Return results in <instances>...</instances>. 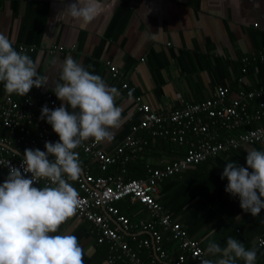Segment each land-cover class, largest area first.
I'll use <instances>...</instances> for the list:
<instances>
[{
	"label": "crops",
	"instance_id": "0c3cea01",
	"mask_svg": "<svg viewBox=\"0 0 264 264\" xmlns=\"http://www.w3.org/2000/svg\"><path fill=\"white\" fill-rule=\"evenodd\" d=\"M74 2L76 0H0V33L13 41L17 51L27 49L28 52L22 51L37 63L38 75L48 79L46 85L34 86L23 97L32 96L39 103H45L50 96L61 106L62 101L52 89L56 82L62 83L60 65L68 56L119 91L115 103L122 110V123L111 130L112 139L101 141L99 148L115 156L116 148L128 136L140 137L146 142L144 150L128 163L127 179H133L129 177V166L135 161L145 164L141 166L144 173L134 179H145L148 168L164 169L167 164L183 159L190 147L180 146L186 151L183 156L169 153L162 146L163 142H172L171 139H156L139 130L141 116L134 97L125 96L107 62L117 67L136 89L135 96H143L144 101L159 112L207 101L220 89H228L230 99H234L240 90L264 87V0H103V12L87 24L61 14ZM31 49L36 51L29 52ZM10 96L22 97L8 94L0 83V101ZM34 114H38L36 110ZM44 126L52 132L51 142H58L59 136L51 125L46 122ZM42 127V123L35 124L33 129L29 126V141H39ZM18 138L22 136L15 138L12 149L21 156L27 145L17 144ZM88 140L95 141L94 138ZM150 146L152 148L146 150ZM154 147L160 148L155 150ZM252 148L264 151V144L245 146L234 154L164 182L161 197L166 198L165 211L183 225L205 251L209 231L214 229L216 235L211 239L221 247L226 246L229 237L238 239L248 249L255 246V264H264V246L261 250L257 247L264 239V210L256 217L245 213L239 197L225 191L227 178L221 179L228 162L247 167L245 149ZM79 156L83 164L81 172L89 169L94 176L121 174V165L118 171L111 173V166L103 172L93 155L80 152ZM7 176L8 172L0 169V184ZM70 183L75 185V181ZM122 203L129 204L124 201L118 205ZM132 206L138 208V204ZM139 216L141 218L136 215L133 222L150 219L148 213ZM64 233L78 238L85 253L84 264H110V246L98 243L97 231L88 222L73 215L60 226L57 234ZM124 235L135 248L141 240L152 239L145 232ZM167 251L171 256L181 253L176 244L170 245ZM140 253L145 259L146 254ZM206 254L212 261L219 258ZM115 264L126 263L116 261ZM237 264L244 261L237 260Z\"/></svg>",
	"mask_w": 264,
	"mask_h": 264
},
{
	"label": "clouds",
	"instance_id": "9594fccd",
	"mask_svg": "<svg viewBox=\"0 0 264 264\" xmlns=\"http://www.w3.org/2000/svg\"><path fill=\"white\" fill-rule=\"evenodd\" d=\"M103 10V0H76L61 14L87 24ZM37 68L29 55L17 51L13 41L0 33V83L8 94L23 97L34 86L46 85L47 77L39 76ZM60 69L62 83L56 82L52 91L62 104L54 110L44 105L40 116L41 120L46 118L59 141L45 142L46 151L25 149L23 172L10 165L7 179L0 184V264H84L85 253L78 238L57 234L80 204L79 194L69 182L81 174L79 154L74 150L89 138L111 140V130L122 123V110L115 103L119 91L71 56ZM245 151L247 167L228 162L221 179L227 178L225 191L239 197L241 209L256 217L264 210V151ZM41 179L49 183L34 186ZM215 235L211 229L206 252L219 258L202 259L201 264H237V260L255 264V246L248 249L229 237L221 247L211 239ZM260 244L264 245V239Z\"/></svg>",
	"mask_w": 264,
	"mask_h": 264
},
{
	"label": "built area",
	"instance_id": "2783aa9c",
	"mask_svg": "<svg viewBox=\"0 0 264 264\" xmlns=\"http://www.w3.org/2000/svg\"><path fill=\"white\" fill-rule=\"evenodd\" d=\"M23 51L28 52L27 49ZM36 49L29 52L34 53ZM53 52V51H52ZM112 76L121 83V89L127 97H134L137 112L141 116L139 130L146 131L156 139H171L180 146L188 145L189 153L183 159L171 162L164 169L148 168L147 177L141 180L127 179V167L144 149L146 142L140 137L128 136L115 151V156L102 151L100 142L84 141L74 151L93 155L99 162L100 169H108L119 164L121 174L94 176L90 170L82 169L75 185L80 204L74 216L78 220L88 222L97 231L98 243L110 246L109 263L123 261L126 264H187L186 256H190L201 264L208 259L206 251L199 242L191 238L186 229L175 222L168 214L160 199L162 183L184 172L195 169L201 163L220 155H231L245 146L264 144V87L252 91L240 90L238 96L230 99L228 89H220L212 99L201 103H188L177 109L155 111L144 101L143 96H135L136 89L131 87L119 69L106 63ZM244 70V72H246ZM47 105L50 109L60 107L52 97L47 102L39 103L32 96L6 97L0 101V128L9 131L10 137L1 138L0 169L9 173V166L21 168L23 153L18 156L12 146L15 145L16 134L29 136V125L42 123L39 141L26 143V149L39 147L46 151L45 142H51V131L45 120L40 121L41 109ZM38 114H34V112ZM32 111V112H31ZM33 113V114H32ZM1 136V131H0ZM17 144H21L19 140ZM80 166L82 159L79 156ZM85 165V164H84ZM81 166V167H82ZM31 174H27L30 178ZM70 182V181H69ZM47 183L41 179L36 186L43 187ZM124 201L132 205L145 207L150 219L132 222L120 213L118 204ZM145 232L152 239L139 242L137 249L133 247L124 233ZM163 232H169L168 241L177 240L181 253L171 256L163 248ZM260 246H264L260 244ZM145 249L147 260L141 257L140 251ZM157 257V258H155Z\"/></svg>",
	"mask_w": 264,
	"mask_h": 264
},
{
	"label": "trees",
	"instance_id": "16d2710c",
	"mask_svg": "<svg viewBox=\"0 0 264 264\" xmlns=\"http://www.w3.org/2000/svg\"><path fill=\"white\" fill-rule=\"evenodd\" d=\"M17 99H19V98H17ZM30 126V128L31 129H33L34 127H35V124H31V125H29ZM23 134V133H22ZM22 134H20L19 135V132L16 134V137H18V136H22V138H18L20 141H21V143H22V145H24V146H26V143H27V141H29V137L27 136V137H25L26 135H22ZM11 135L9 134V131L8 130H4V129H1V136L0 137H10ZM25 138H24V137ZM164 143V146H162V148H164L165 150H166V148L169 150V153H170V151L171 152H175V153H180L182 156L186 153V151H184L183 152V150H182V148H184V147H180V145L177 143V142H169V140H168V142H163ZM259 145H262V143H258V144H256L255 146H259ZM147 148V147H146ZM152 147L150 146V147H148L146 150H148V149H151ZM160 147H154L153 149H155V150H158ZM186 149V148H185ZM242 149V148H241ZM240 151V150H239ZM238 152V151H237ZM189 153V152H188ZM236 153V152H235ZM234 154V153H233ZM170 155V154H169ZM226 156H229V155H220V156H218V157H216V158H210V159H208V160H206L205 162H203V163H201L198 167L200 168L203 164H207V163H209V162H211V161H213V160H220L221 158H225ZM184 157H186V155H184ZM183 157V158H184ZM145 163H143L141 160H137V161H135L132 165H130L129 166V171H130V174H129V177L130 178H139L143 173H144V169L141 167V166H143ZM197 167V168H198ZM119 164L117 163V164H115V165H113L112 166V168H111V170H110V172L112 173V172H114V171H118L119 169ZM193 170V169H192ZM187 172H190V171H187ZM187 172H185V173H187ZM136 173H138V175H136ZM179 175H177L176 177H178ZM174 178V177H173ZM173 178H170V179H168V180H165L164 182H167V181H169V180H171V179H173ZM163 182V183H164ZM162 183V184H163ZM160 201H161V203H162V205H164L165 206V202H166V198L164 199V197H161V199H160ZM126 202H128V201H126ZM121 204V203H120ZM163 206V207H164ZM118 208H119V210H120V213L123 215V216H125V217H127V218H129L132 222L135 220V216L137 215L138 217H139V219L141 218L139 215H144V214H149V212H148V210L145 208V207H143L142 205H138V208H136L135 206H132L131 204H130V202H129V204L128 203H122V205H118ZM175 221V220H174ZM169 232H167L166 234H164V241H163V248L167 251L169 248H170V245H172V244H176V245H178V248H179V246H180V244H179V242L177 241V240H172L171 242H168V238H169V234H168ZM189 234V233H188ZM190 236V235H189ZM191 237V236H190ZM138 244H135L134 246H137ZM258 247V250H261V248H263V246L261 247L260 245L259 246H257ZM261 247V248H260ZM136 249H137V247H136ZM180 249V248H179ZM181 251V250H180ZM141 252L142 253H145L146 254V256H143V257H146L145 258V260H147V256H148V254H147V251L145 250V249H143V250H141ZM169 253V252H168ZM141 254V253H140ZM186 258H187V264H200V263H198L196 260H194V259H192L190 256H186Z\"/></svg>",
	"mask_w": 264,
	"mask_h": 264
}]
</instances>
